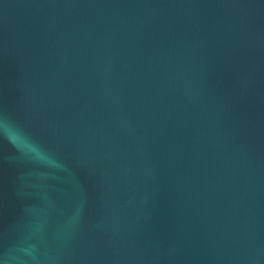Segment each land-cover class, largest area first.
Here are the masks:
<instances>
[{"label":"water","instance_id":"water-1","mask_svg":"<svg viewBox=\"0 0 264 264\" xmlns=\"http://www.w3.org/2000/svg\"><path fill=\"white\" fill-rule=\"evenodd\" d=\"M0 264H264V0H0Z\"/></svg>","mask_w":264,"mask_h":264}]
</instances>
